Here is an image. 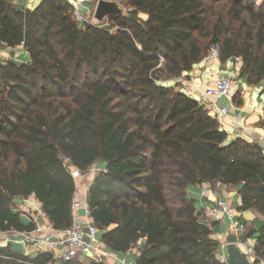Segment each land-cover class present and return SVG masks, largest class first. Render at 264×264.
Returning a JSON list of instances; mask_svg holds the SVG:
<instances>
[{
  "label": "trees",
  "instance_id": "16d2710c",
  "mask_svg": "<svg viewBox=\"0 0 264 264\" xmlns=\"http://www.w3.org/2000/svg\"><path fill=\"white\" fill-rule=\"evenodd\" d=\"M17 1L0 0V49L22 46L29 56L0 62V233L33 231L16 211L30 196L53 230L67 229L69 167L102 165L87 207L109 251L136 248L135 264H226L187 197L207 183L235 189L239 209L263 217L241 241L255 232L253 263H264V150L228 142L176 82L218 44L219 62L239 58V77L264 92V1L120 0L124 14L107 19L109 28L80 26L66 0L32 9ZM51 261L0 247V264Z\"/></svg>",
  "mask_w": 264,
  "mask_h": 264
},
{
  "label": "crops",
  "instance_id": "0c3cea01",
  "mask_svg": "<svg viewBox=\"0 0 264 264\" xmlns=\"http://www.w3.org/2000/svg\"><path fill=\"white\" fill-rule=\"evenodd\" d=\"M18 5L22 8L32 9L34 8L39 0H18ZM12 60L15 63L22 64L29 62L28 53L23 49L22 46L16 48H1L0 49V62ZM241 63L232 60L220 63L219 60L209 66L204 61L196 65L188 74H184L187 85H183L180 82V90L184 93H189V97L193 98L201 105V93L203 90L211 85V74L212 72H219L221 75L228 76L232 79L233 86L238 89L245 90L242 96L236 97L235 106L229 109L228 116L223 119L219 125L222 131L227 135V141H233L237 138L243 139L249 143H256L264 150V92L259 93L257 88L253 85H249L246 78L239 77ZM210 68L212 70H210ZM212 71V72H211ZM176 82H179L176 80ZM173 80L166 81L168 85H175ZM220 105L228 107V103L221 101ZM99 169H104L101 165ZM94 175L85 177L81 180L79 188V199L77 200L79 205L75 210L78 217L86 219L85 210L87 208V192L92 182ZM209 186L206 196L202 197L201 192ZM187 197L194 203L196 212L200 215L207 214L211 208L214 200L223 199L232 208L231 217L225 215L219 218L216 222L211 225L212 238L219 243V255H225V244L229 234H235L240 240L241 233H238V228L243 225L244 232L255 231L263 223V217L255 210H240V199L237 192L233 188H228L222 185H216L211 187L209 184L204 183L200 186H190L187 189ZM16 211L20 213L22 221L27 224L34 220L42 222V219L37 216L38 212L41 211V205L30 196L27 199H18L16 201ZM48 222V221H47ZM35 228V226H33ZM34 230V229H33ZM52 236H55L58 232H51ZM244 234V233H243ZM255 235V232H254ZM253 235V236H254ZM250 237L245 242L250 243L254 241V238ZM101 236L99 235V240ZM18 233L17 232H5L0 233V247L10 246L11 250L15 253L22 254L24 256L33 257L38 251L34 248H27L25 251L24 247L17 243ZM241 250L242 247H240ZM100 250L103 252V264H135L138 252L131 251L126 254H117L109 251L101 243ZM121 261V262H119Z\"/></svg>",
  "mask_w": 264,
  "mask_h": 264
},
{
  "label": "built area",
  "instance_id": "2783aa9c",
  "mask_svg": "<svg viewBox=\"0 0 264 264\" xmlns=\"http://www.w3.org/2000/svg\"><path fill=\"white\" fill-rule=\"evenodd\" d=\"M73 8V19L81 26L86 24L94 25L90 22V16L93 12V2L89 0H66ZM104 24V23H103ZM100 25V26H103ZM219 45L215 44L210 46L209 53L204 58V62L211 66L218 61ZM232 61L240 62L239 58H234ZM210 70H212L210 68ZM212 72V71H211ZM211 85L206 87L201 93L202 103L201 105L207 110L210 115L220 123L229 114V109L235 106L236 97L242 96L245 93L243 89H236L233 86L232 79L228 76L221 75L219 72H212ZM177 81L182 82L183 85H187L186 81L182 78H178ZM257 91L261 93L263 91V85L258 84L255 86ZM184 93V92H183ZM189 93H191L189 91ZM189 93H184L186 96H190ZM221 101L228 103V107L220 105ZM67 162V160H64ZM100 169L98 166H94L85 173H81L73 167H69V173L76 183V191L73 197L72 203V223L70 227L63 231L58 232L55 236H52L53 230L47 219L42 214L41 211L38 215L42 222L34 220L33 224L35 226L34 230L31 232H21L18 233L17 243L22 245L25 249L31 247L34 248L38 253H44L51 256L52 261L49 264H68L71 262L83 263L86 260H103L104 254L100 250L101 241L99 240V235L101 236L100 230L94 226L89 220L88 207L85 210L86 219L78 217L75 213L79 203V186L80 182L85 177H92ZM209 186L201 192V196L205 197ZM232 208L223 199L214 200L209 212L207 214L201 215L199 220L202 224L206 226H211L219 218L228 215L230 219ZM243 225L238 228V233L243 235L244 233ZM236 234V233H235ZM242 237V236H241ZM237 242L243 251L246 253L248 259L252 262L257 260L254 254L253 246L254 241L250 243L241 241L237 236ZM220 260H225V255H219ZM260 264H264L259 260Z\"/></svg>",
  "mask_w": 264,
  "mask_h": 264
},
{
  "label": "water",
  "instance_id": "95a60500",
  "mask_svg": "<svg viewBox=\"0 0 264 264\" xmlns=\"http://www.w3.org/2000/svg\"><path fill=\"white\" fill-rule=\"evenodd\" d=\"M124 8L115 0H97L92 21L96 26L102 25L107 19L115 16H122ZM226 264H254L246 253L241 250L236 235L229 234L225 244Z\"/></svg>",
  "mask_w": 264,
  "mask_h": 264
},
{
  "label": "rangeland",
  "instance_id": "374dc122",
  "mask_svg": "<svg viewBox=\"0 0 264 264\" xmlns=\"http://www.w3.org/2000/svg\"><path fill=\"white\" fill-rule=\"evenodd\" d=\"M89 1H91V0H89ZM116 2H120V0H115ZM264 0H258V2H257V5H260L261 4V2H263ZM92 2H93V8H95V5H96V2H97V0H92ZM93 12H94V9H93ZM93 12H92V14H91V16H90V22H92L93 23V21H92V16H93ZM127 13V11L125 12V14ZM139 17H140V19H144L145 18V16H143V15H139ZM81 26V25H80ZM102 27H104V28H109L110 27V25H109V23H107V21H105L104 22V24H103V26ZM7 61H12V60H7ZM12 62H14V61H12ZM184 80H185V78H183ZM180 83V82H179ZM133 251H136V248H134V250ZM222 255V254H221ZM91 260H86V261H84L83 262V264H88L89 262H90ZM99 262H102V260L101 261H99ZM119 262H121V261H119Z\"/></svg>",
  "mask_w": 264,
  "mask_h": 264
}]
</instances>
